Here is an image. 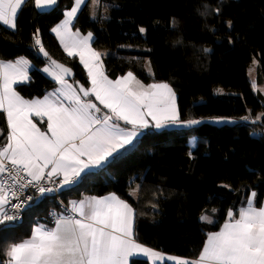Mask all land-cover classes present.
Returning a JSON list of instances; mask_svg holds the SVG:
<instances>
[{
    "label": "trees",
    "instance_id": "16d2710c",
    "mask_svg": "<svg viewBox=\"0 0 264 264\" xmlns=\"http://www.w3.org/2000/svg\"><path fill=\"white\" fill-rule=\"evenodd\" d=\"M72 3L58 0L40 11L28 0L15 29L0 23V60L24 57L31 64L30 80L16 87L22 96L41 97L56 87L42 71L50 63L35 44L37 32L49 57L73 70L75 87L76 82L89 87L79 59L68 56L52 32ZM95 15L86 6L76 22L91 31L95 49L107 52L105 73L114 79L132 71L144 82L168 83L177 95L180 120L201 123L146 129L127 151L63 188L62 198L68 203L85 194L115 193L134 210L137 241L194 259L207 234L251 191L257 204L264 199V97L253 90L248 74L257 59L256 82L264 83V0H100ZM217 118L232 121L212 122ZM0 130L6 136L2 112ZM51 209L58 206L36 196L19 222L0 224V261L7 259L4 249L28 236ZM203 212L214 222L202 221ZM135 264L148 262L137 257Z\"/></svg>",
    "mask_w": 264,
    "mask_h": 264
},
{
    "label": "snow or ice",
    "instance_id": "6c2138e0",
    "mask_svg": "<svg viewBox=\"0 0 264 264\" xmlns=\"http://www.w3.org/2000/svg\"><path fill=\"white\" fill-rule=\"evenodd\" d=\"M27 2L0 0V23L15 29L18 12ZM34 3L44 8L56 5L57 0ZM84 4L85 0H74L52 32L68 56L79 57L90 87L79 85L77 89L68 82L71 69L51 60L38 32L35 44L50 60L42 71L59 85L54 91L42 99H25L14 85L30 80V62L23 57L14 62L0 60V112L6 115L7 123L6 136L0 130V224L16 220L19 211L34 199L24 196L26 189L34 188L44 196L76 184L82 174L100 168L132 146L141 130L201 123L180 120L176 96L168 83L144 84L132 71L109 78L103 70L104 54L91 46L93 34L72 31L73 19ZM222 120L217 118V122ZM50 183L56 187L45 186ZM256 197L251 191L239 209L227 212L219 230L207 234L197 260L172 256L167 260L175 264H264V206H256ZM69 203L64 213L52 214L54 227L37 224L29 238L4 249L7 259L0 264H135L139 255L153 257L154 264L165 259L136 241L134 210L116 194ZM5 205H11L16 213L9 214ZM201 220L214 222L208 216Z\"/></svg>",
    "mask_w": 264,
    "mask_h": 264
},
{
    "label": "crops",
    "instance_id": "0c3cea01",
    "mask_svg": "<svg viewBox=\"0 0 264 264\" xmlns=\"http://www.w3.org/2000/svg\"><path fill=\"white\" fill-rule=\"evenodd\" d=\"M58 1V0H57ZM73 4H74V0H73V3L71 4V6L70 7H68V8H66L65 9V11H68V10H70V8L73 6ZM55 6V5H54ZM54 6H51V7H44V8H37L38 10H40V11H42V10H47V9H50V8H52V7H54ZM88 7V9H89V11H90V14L93 16V15H95V12L93 11L94 9H96L97 11L99 10V7H100V2H99V6H98V0H85V4L84 5H82V7H81V10L84 8V7ZM98 7V8H97ZM93 10H92V9ZM81 10H79L78 11V13H77V16H78V14H79V12L81 11ZM20 11V10H19ZM64 11V12H65ZM77 16L73 19V22H72V25H71V28H72V31L73 32H75V31H77V30H79V32L81 33V35H86L87 33H89V32H91V31H89V30H85V29H83V28H81L78 24H77V22H76V19H77ZM63 19H64V17H63ZM62 19V20H63ZM60 23V22H59ZM58 23V24H59ZM15 25H16V19H15ZM8 27V26H7ZM8 28H10V27H8ZM10 29H13V28H10ZM54 33V32H53ZM55 34V33H54ZM55 36H56V34H55ZM57 37V36H56ZM57 39L59 40V38L57 37ZM60 41V40H59ZM61 44V43H60ZM92 46V45H91ZM63 47V46H62ZM92 48H94L93 46H92ZM64 49V48H63ZM95 49V48H94ZM96 51H98V52H101V53H103L104 55H106L107 54V52L106 51H104V50H97V49H95ZM65 51V50H64ZM66 54H67V52H65ZM68 55V54H67ZM103 55V56H104ZM74 57H77L78 59H79V57L78 56H74ZM19 58H21V57H19ZM24 58V57H23ZM18 58H16V59H14V60H4V61H15V60H17ZM26 59V58H25ZM26 60H28V59H26ZM80 61V60H79ZM103 62V61H102ZM31 65V64H30ZM82 65V64H81ZM46 66H49V64H45L43 67H42V69L44 68V67H46ZM83 66V65H82ZM83 68H84V66H83ZM85 69V68H84ZM103 70H104V66H103ZM85 71H86V74H87V70L85 69ZM105 71V70H104ZM150 72V71H149ZM127 73V72H126ZM126 73H124V74H126ZM124 74H122V75H124ZM45 75H47L50 79H52L54 82H55V80L51 77V76H49L47 73H45ZM135 75V74H134ZM119 76H121V75H119ZM119 76H117V77H119ZM136 76V75H135ZM116 77V78H117ZM137 77V76H136ZM110 78V77H109ZM116 78H114V79H116ZM138 78V77H137ZM87 79H88V82H89V87H90V81H89V78H88V75H87ZM110 79H112V78H110ZM139 79V78H138ZM68 80V82L69 83H71V84H73L69 79H67ZM142 83H144V84H150V83H165V82H144V81H142L141 79H139ZM23 83H26V82H23ZM56 83V82H55ZM20 84H22V83H20ZM19 85V84H18ZM73 86L75 87V85L73 84ZM14 87L16 88L17 87V85H14ZM59 87V85L56 83V87L55 88H53V89H51V90H49L48 91V93L49 92H52V91H54V89H56V88H58ZM17 91V90H16ZM18 92V91H17ZM175 93V92H174ZM20 94V93H19ZM47 94V93H46ZM21 95V94H20ZM22 96V95H21ZM175 96H176V105H177V109H178V104H177V95H176V93H175ZM24 97V96H23ZM44 97V95L43 96H41V97H34V98H39V99H42ZM25 99H34V98H26V97H24ZM94 98V97H93ZM98 103V102H97ZM99 104V103H98ZM100 107H101V109H102V112H107V110L106 109H103V106L102 105H100ZM178 112H179V110H178ZM5 117H6V115H5ZM179 118H180V116H179ZM34 119H36V120H38L39 118H34ZM46 119V118H45ZM150 119V118H149ZM214 121H216L215 123H219V122H217V119H214V120H212V122H214ZM229 121H232L231 119H224L223 118V120L221 121V122H229ZM121 123V125L122 126H124L123 125V122H120ZM151 123H154V122H151L150 121V124ZM182 125H184V124H177V125H169V126H167V127H181ZM44 127H46V125H44ZM126 127H131V126H126ZM150 127H153V126H150ZM149 127V128H150ZM146 129H143V130H141V134L136 138V140L134 141V144L137 142V140L142 136V134L144 133V131H145ZM133 144V145H134ZM132 145V146H133ZM132 146H129L126 150H121V152H120V154H122L123 152H125V151H127L129 148H131ZM105 165V164H104ZM103 165V166H104ZM103 166H101V167H103ZM100 167V168H101ZM100 168H94V169H91V171H97L98 169H100ZM90 171V172H91ZM55 178H59L60 179V177H55ZM251 193V192H250ZM250 193H249V195H250ZM110 194H113V193H108V194H105V195H102V196H96V197H104V196H107V195H110ZM115 194V193H114ZM91 196H95V195H90V194H85V195H83V196H81L79 199H71L70 201H73V200H75V201H79V200H81V199H83L84 197H91ZM118 196V195H117ZM121 198V197H120ZM122 199V198H121ZM69 201V202H70ZM67 203L68 204V207H70V203ZM127 202V201H126ZM128 203V202H127ZM130 205V204H129ZM131 206V205H130ZM256 206L257 207H260V206H264V199L259 203V204H257L256 203ZM132 207V206H131ZM62 213H64V211H61V213L60 214H62ZM226 220V219H225ZM225 220L221 223V225H220V227L223 225V223L225 222ZM37 224H43V225H46L47 227H49V228H51V227H54V223L53 224H46V223H42V222H40V221H36V222H34V224H32V227H31V231H32V229H33V227H35ZM219 227V228H220ZM219 228L217 229V230H215V231H218L219 230ZM211 232H213V231H211ZM30 235H31V232L29 233V235L28 236H26V237H24L22 240H24V239H27V238H29L30 237ZM206 238H207V236H206ZM206 238H205V241H206ZM22 240H19V241H16V242H14V243H18V242H21ZM137 241V240H136ZM205 241H204V243H205ZM138 243H141V242H139V241H137ZM12 244V243H11ZM142 245H144L145 247H148V248H150V249H152V250H154V251H157V252H160L164 257H165V259L163 260V261H155V264H161V263H163V262H169V263H172V264H175V262L174 261H171V260H167V257L168 256H172V257H177V258H181V259H189V258H187V257H183V256H179V255H175V254H170V253H166V252H163L162 250H159V249H156V248H153V247H150V246H148V245H145V244H143V243H141ZM10 245V244H9ZM204 245V244H203ZM203 248V247H202ZM201 251H202V249H201ZM138 258H144V259H146L147 260V262H148V264H154V258L153 257H144L143 255H139V256H137ZM136 257V258H137ZM198 257H199V255L196 257V258H194V259H189V260H197L198 259Z\"/></svg>",
    "mask_w": 264,
    "mask_h": 264
},
{
    "label": "built area",
    "instance_id": "2783aa9c",
    "mask_svg": "<svg viewBox=\"0 0 264 264\" xmlns=\"http://www.w3.org/2000/svg\"><path fill=\"white\" fill-rule=\"evenodd\" d=\"M53 179L59 180V178H55V177ZM9 183H11V181H9ZM45 186L55 188L56 184L50 183V184H45ZM62 189H59L58 191H55L53 193H47L44 195V196H47L50 201L54 202V204H56L58 206V209H51L49 212H47L45 214H41L37 219L38 221H40L42 223H46V224H53L55 217L52 214L55 213L56 215H59L61 213V211H65V209L68 208V204L63 200L62 195H61ZM28 195H31L33 197L40 196V194L34 188H28L25 190L24 196H28ZM22 199H23V197H22ZM18 202L19 201H17V200H12V203H18ZM30 202H28V204L19 211L18 218L14 221H11V222L17 223L22 219L24 210L26 207H28ZM5 210L9 214H15L16 213V210L11 208V205H5Z\"/></svg>",
    "mask_w": 264,
    "mask_h": 264
},
{
    "label": "rangeland",
    "instance_id": "374dc122",
    "mask_svg": "<svg viewBox=\"0 0 264 264\" xmlns=\"http://www.w3.org/2000/svg\"><path fill=\"white\" fill-rule=\"evenodd\" d=\"M99 2H100V0H98V6H99ZM93 11L95 12V14H98V11L96 9H94ZM103 18H106L105 12L103 13ZM257 65H258L257 59H254L253 60V63L248 68V74H249V78H250V80L252 82L253 90L259 92L264 97V83H258V82H256V67H257ZM146 68H147L148 71H150V65H149L148 62H146ZM216 92L217 93H223L224 90L222 88H216ZM213 210H215L214 207L211 208V211H213ZM202 216H208L210 219H212L214 221L211 213L203 212L201 214V217Z\"/></svg>",
    "mask_w": 264,
    "mask_h": 264
},
{
    "label": "water",
    "instance_id": "95a60500",
    "mask_svg": "<svg viewBox=\"0 0 264 264\" xmlns=\"http://www.w3.org/2000/svg\"><path fill=\"white\" fill-rule=\"evenodd\" d=\"M45 50V49H44ZM41 55H42V57H44L43 56V54L42 53H40ZM44 58H46V57H44ZM51 58V57H50ZM48 59V61H49V63H50V60H49V58H47ZM51 60H55V59H53V58H51ZM55 61H57V60H55ZM58 63H60V64H63V63H61V62H59V61H57ZM63 65H65V64H63ZM66 67H68V68H70L69 66H67V65H65ZM71 69V68H70ZM74 76V73H73V70L71 69V75L70 76H67L66 77V79H72V77ZM76 85H77V88L79 87V85H83V84H81L80 82H79V84H77V82H76ZM84 86V85H83ZM85 87V86H84Z\"/></svg>",
    "mask_w": 264,
    "mask_h": 264
}]
</instances>
